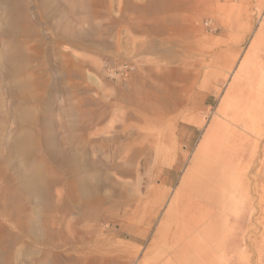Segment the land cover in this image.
Here are the masks:
<instances>
[{"label": "rangeland", "instance_id": "obj_1", "mask_svg": "<svg viewBox=\"0 0 264 264\" xmlns=\"http://www.w3.org/2000/svg\"><path fill=\"white\" fill-rule=\"evenodd\" d=\"M145 1L0 0V264H264V0Z\"/></svg>", "mask_w": 264, "mask_h": 264}, {"label": "crops", "instance_id": "obj_2", "mask_svg": "<svg viewBox=\"0 0 264 264\" xmlns=\"http://www.w3.org/2000/svg\"><path fill=\"white\" fill-rule=\"evenodd\" d=\"M160 0H146L145 3L133 8L127 17L130 20V38L137 47V56L155 55V45L162 36V31L172 30L173 22H185L187 1L179 2V6L173 5L168 0L167 7L163 10L159 6ZM166 16V17H164ZM127 21L128 18H124ZM171 24L167 29L162 30L160 23ZM186 26H183V29ZM180 29V28H179ZM165 33V32H164ZM135 50V51H136ZM137 76V75H136Z\"/></svg>", "mask_w": 264, "mask_h": 264}, {"label": "bare ground", "instance_id": "obj_3", "mask_svg": "<svg viewBox=\"0 0 264 264\" xmlns=\"http://www.w3.org/2000/svg\"><path fill=\"white\" fill-rule=\"evenodd\" d=\"M262 112V111H261ZM242 114V113H241ZM233 118H235V117H233ZM239 118H240V116H239ZM251 120V119H250ZM253 121V120H252ZM252 126V129H256V130H259L260 129V123L259 122H257V121H254L253 122V124L251 125ZM255 139V138H254ZM255 141V140H254ZM233 141H230V140H227L226 142H225V145H226V147H227V149H226V153H227V155L224 157V160H225V165H227V164H230V161L233 159V157L234 156H236V154L238 153V150H237V148H235V143L233 142ZM247 167V166H246ZM224 203H223V206H222V209H224V205H225V201H223ZM216 202L215 201H209L208 202V204H207V206H210V207H212V206H215L216 207ZM218 206V205H217ZM211 209V208H210ZM254 209V208H253ZM204 207L202 206V205H197V211H196V215L192 218V220L194 221V222H198L199 223V221H202L203 220V217L206 215L205 213H204ZM210 212H212L211 210H210ZM215 220H212V222H214ZM209 225V224H208ZM203 232L205 233V232H207V233H209V229L207 228V227H205L204 228V230H203ZM211 233H215V231H214V229L212 230V232Z\"/></svg>", "mask_w": 264, "mask_h": 264}]
</instances>
